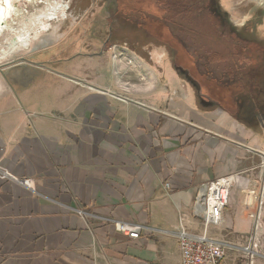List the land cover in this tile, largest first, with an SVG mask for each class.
<instances>
[{"label": "crops", "instance_id": "obj_1", "mask_svg": "<svg viewBox=\"0 0 264 264\" xmlns=\"http://www.w3.org/2000/svg\"><path fill=\"white\" fill-rule=\"evenodd\" d=\"M38 22L42 34L54 21ZM64 60L63 70L12 67L0 82V164L34 186L0 178V264H181L180 216L202 232L194 213L200 189L231 174L237 182L223 223L209 231L245 244L257 207L249 193L264 178V126L186 83H168L167 65L100 54ZM109 219L144 229L132 239ZM262 225L254 264H264ZM224 264L249 262L234 248Z\"/></svg>", "mask_w": 264, "mask_h": 264}, {"label": "rangeland", "instance_id": "obj_2", "mask_svg": "<svg viewBox=\"0 0 264 264\" xmlns=\"http://www.w3.org/2000/svg\"><path fill=\"white\" fill-rule=\"evenodd\" d=\"M12 3L22 13L14 16L8 22L10 28L0 35V54L5 48L10 51L9 41L16 36L31 34L32 42L28 50L0 60V82L10 76L12 67L45 65L63 70L67 57L100 54L139 67L167 65L168 83L171 79L186 83L202 98L228 111L235 92L249 96L247 103L254 104L257 99L259 108H264V55L251 54L264 50V5L256 0ZM50 12L59 19L48 31L37 33L38 21L48 20ZM159 48L166 53L162 58L154 52ZM137 55H142L141 62Z\"/></svg>", "mask_w": 264, "mask_h": 264}, {"label": "built area", "instance_id": "obj_3", "mask_svg": "<svg viewBox=\"0 0 264 264\" xmlns=\"http://www.w3.org/2000/svg\"><path fill=\"white\" fill-rule=\"evenodd\" d=\"M260 6L264 5V0H256ZM261 168L264 170V153ZM0 178L16 181L33 189V180L20 179L13 175L7 168L0 164ZM237 182V174H231L212 180L202 186L194 204V213L202 219V232H193L184 215L180 216L179 225L176 231L181 264H224L229 249L241 251L249 264H254L257 256H262L260 252L261 229L264 213V178L259 190H252L249 195H255L257 207L255 213L251 214L254 219V227L245 244L234 246L228 242L217 240L210 234L211 227H219L223 223V211L229 204L232 188ZM166 189H170V183L165 184ZM78 214L86 217L87 213L78 210ZM116 230L132 239H138L144 226L139 223L127 222L118 219H109Z\"/></svg>", "mask_w": 264, "mask_h": 264}, {"label": "bare ground", "instance_id": "obj_4", "mask_svg": "<svg viewBox=\"0 0 264 264\" xmlns=\"http://www.w3.org/2000/svg\"><path fill=\"white\" fill-rule=\"evenodd\" d=\"M34 0H28L29 3H32ZM61 7V6H60ZM66 8V7H65ZM22 13V11L18 10L14 7L12 0H1L0 1V35L4 32L5 29L10 28V25L8 22L10 20H14V16L19 15ZM48 20L55 21L59 19L54 12H50L48 14ZM33 17L36 18L34 15ZM35 22V21H33ZM31 40L29 39L28 34H23L14 37L11 41H9L8 47L10 51H8L6 48L5 50L0 54V60L6 59L11 54L15 52L22 51L23 49H28L30 47Z\"/></svg>", "mask_w": 264, "mask_h": 264}, {"label": "trees", "instance_id": "obj_5", "mask_svg": "<svg viewBox=\"0 0 264 264\" xmlns=\"http://www.w3.org/2000/svg\"><path fill=\"white\" fill-rule=\"evenodd\" d=\"M249 52V50L247 51ZM264 50L257 49L256 51H251V54L255 55V57H261L264 54ZM264 94V89L262 90ZM244 98V99H242ZM231 107L229 108L230 112L239 120L244 121L247 124L256 126L263 125L264 126V108H259V101L256 99L247 103L249 100V96H243V94L239 92H235L231 95ZM251 104V106H249ZM254 105V106H253ZM258 106V107H257Z\"/></svg>", "mask_w": 264, "mask_h": 264}]
</instances>
